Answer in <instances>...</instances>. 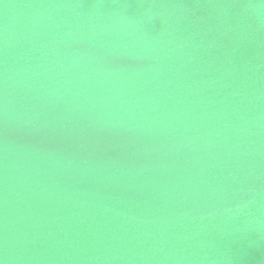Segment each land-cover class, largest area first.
<instances>
[{
	"label": "water",
	"instance_id": "1",
	"mask_svg": "<svg viewBox=\"0 0 264 264\" xmlns=\"http://www.w3.org/2000/svg\"><path fill=\"white\" fill-rule=\"evenodd\" d=\"M0 264H264V0H0Z\"/></svg>",
	"mask_w": 264,
	"mask_h": 264
}]
</instances>
